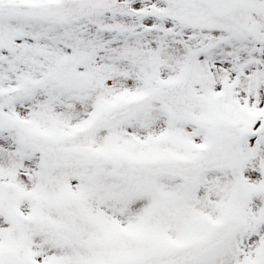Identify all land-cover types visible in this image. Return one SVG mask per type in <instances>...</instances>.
Masks as SVG:
<instances>
[{
	"label": "snow or ice",
	"instance_id": "6c2138e0",
	"mask_svg": "<svg viewBox=\"0 0 264 264\" xmlns=\"http://www.w3.org/2000/svg\"><path fill=\"white\" fill-rule=\"evenodd\" d=\"M0 264H264V0H0Z\"/></svg>",
	"mask_w": 264,
	"mask_h": 264
}]
</instances>
